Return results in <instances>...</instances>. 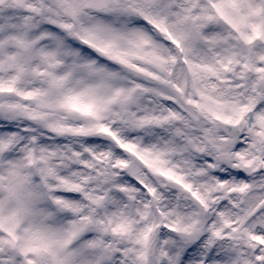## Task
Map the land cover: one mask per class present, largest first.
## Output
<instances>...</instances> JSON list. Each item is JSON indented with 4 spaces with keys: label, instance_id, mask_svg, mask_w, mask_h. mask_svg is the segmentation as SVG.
<instances>
[{
    "label": "snow or ice",
    "instance_id": "1",
    "mask_svg": "<svg viewBox=\"0 0 264 264\" xmlns=\"http://www.w3.org/2000/svg\"><path fill=\"white\" fill-rule=\"evenodd\" d=\"M0 264H264V0H0Z\"/></svg>",
    "mask_w": 264,
    "mask_h": 264
}]
</instances>
